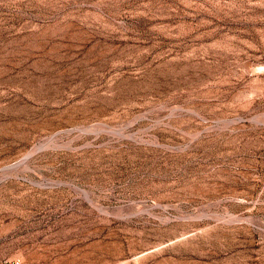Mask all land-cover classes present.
<instances>
[{
  "label": "rangeland",
  "instance_id": "rangeland-1",
  "mask_svg": "<svg viewBox=\"0 0 264 264\" xmlns=\"http://www.w3.org/2000/svg\"><path fill=\"white\" fill-rule=\"evenodd\" d=\"M264 264V0H0V264Z\"/></svg>",
  "mask_w": 264,
  "mask_h": 264
},
{
  "label": "built area",
  "instance_id": "built-area-1",
  "mask_svg": "<svg viewBox=\"0 0 264 264\" xmlns=\"http://www.w3.org/2000/svg\"><path fill=\"white\" fill-rule=\"evenodd\" d=\"M2 264H24V263L18 260H6Z\"/></svg>",
  "mask_w": 264,
  "mask_h": 264
}]
</instances>
